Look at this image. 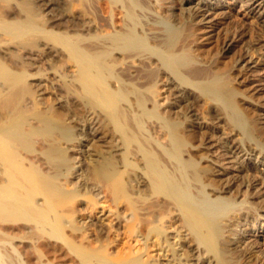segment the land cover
Wrapping results in <instances>:
<instances>
[{
    "label": "bare ground",
    "instance_id": "obj_1",
    "mask_svg": "<svg viewBox=\"0 0 264 264\" xmlns=\"http://www.w3.org/2000/svg\"><path fill=\"white\" fill-rule=\"evenodd\" d=\"M20 1L0 0V264H264V43L220 0ZM234 1L264 29V0Z\"/></svg>",
    "mask_w": 264,
    "mask_h": 264
},
{
    "label": "rangeland",
    "instance_id": "obj_2",
    "mask_svg": "<svg viewBox=\"0 0 264 264\" xmlns=\"http://www.w3.org/2000/svg\"><path fill=\"white\" fill-rule=\"evenodd\" d=\"M12 1V3H16L17 2V4L18 3H20L21 1L19 0H11ZM221 1V3L224 5V10H225V12H226V16H227V18L226 19H224L223 21H225V23H227L226 24V28H231L232 27V29H245V32H246V38H245V40L247 41V43L249 44V43H253L254 41H255V39H259L260 40V43H264V29L263 28H261V27H259L257 24V18H256V16H257V14L254 16V17H251L252 15L251 14H246V11H243V8H240V4H238L237 2H235L234 0H220ZM261 0H257V2H260ZM72 3V4H71ZM76 4V3H74V2H70L69 4H67V9H65V11H66V13H68V15L69 16H71V15H73V14H81L82 13V11L79 9V7L77 8V7H75L74 5ZM66 8V7H65ZM76 9V10H75ZM80 10V11H79ZM73 13V14H72ZM240 47H241V45H240ZM242 47H243V44H242ZM26 48H27V46H26ZM253 48L255 49V54H254V56H253V59L255 60L254 62L256 63V68H254V69H252L253 70V75L258 79V78H262V80H263V83H264V56L262 57V54H263V51H264V49L262 48V47H259V45H255V46H253ZM19 50V49H18ZM17 50V52H16V54L15 55H8V56H6V58H8L7 59V63H8V61H9V63H11L10 65H11V67L13 68V69H18V68H20L19 66H20V64L18 63V62H15L16 60H19V58L18 57H22V53H23V55L25 54V55H27V52H23L21 49H20V51H21V53H20V51H18ZM20 54H19V53ZM19 55H21V56H19ZM9 56L11 57V56H15V58H13V57H11V58H9ZM17 56V57H16ZM10 60H12V61H10ZM14 60V61H13ZM23 61H25V60H23ZM27 62V60L25 61V63ZM12 63H14V64H12ZM40 63H42V62H40ZM18 64V65H17ZM27 64V63H26ZM43 66H44V63L42 64ZM26 68H27V65H26ZM259 76V77H258ZM241 79H239V81H240ZM234 85V87L235 88H237L238 90H240L241 92H243V93H246V92H248V91H246L244 88H242V87H240V85H238V82H237V84L236 83H234L233 84ZM45 97V100H43V103L45 102L46 104H45V106H48L49 105V103H51L52 102V100L54 99V97H53V95L51 94V92H47V95H45L44 96ZM49 102V103H48ZM196 105H197V107H196ZM194 104V106H195V111H198V112H200V108L198 107V104ZM199 109V110H198ZM197 112V113H198ZM245 112L246 113H250V111L249 110H247V109H245ZM216 120H214V119H207V117H206V122H207V127L208 128H211V132H213L212 133V135H215L214 136V138H216V137H223V136H225V137H228V136H230V132H229V130L228 129H225V127L221 124V123H219V122H215ZM229 134V135H228ZM220 135V136H219ZM213 138V137H212ZM213 138V139H214ZM80 163V162H79ZM86 163H84L83 165H85ZM76 165H78V164H76ZM248 167H249V169H248ZM247 168H246V171H245V175L247 176V178H249V180H251V179H253L254 177H255V175L257 174V171H256V169H254V167H250V166H248ZM251 168V169H250ZM247 173H249L248 175H250V176H248L247 175ZM254 176V177H253ZM253 177V178H252ZM76 181V179H73V182H75ZM101 195V196H100ZM101 197H102V193L101 194H99V208L97 209V211L98 210H102L103 212H105V215L107 216V218H105V220H103V231H105V232H108L107 230L108 229H110V228H108V227H110V225H111V223H110V221H111V217H110V215H111V213L113 212V210L115 209V207L114 206H112L111 204H109L108 202H106L104 199H102L101 200ZM105 201V202H104ZM104 202V203H103ZM77 210H80V211H82V206H80V205H77ZM89 212V213H88ZM88 212H84L83 213V211L80 213H77L76 215H75V217L77 216V215H79V217L77 218V219H80L81 221H83L84 220V218H87L88 216H93L94 214H93V212H90V210L88 211ZM124 213V212H123ZM81 214V215H80ZM87 214V215H86ZM89 214V215H88ZM110 214V215H109ZM127 214V213H126ZM83 215H85V216H83ZM82 216V217H81ZM87 216V217H86ZM82 218V219H81ZM109 220V221H108ZM108 223V224H107ZM261 224H263L262 222H260L259 224H257V226L256 227H262L261 226ZM252 225H250L249 227H248V231L247 232H254V231H252V230H250V227H251ZM18 241V242H17ZM258 243L259 244H257V248H256V250H257V252H258V254H257V256L259 255L263 260H264V240H262V239H259V241H258ZM131 244H133L134 246H136V243H135V241H132V243ZM15 245L16 246H20L21 245V243H19V240H15ZM26 250V249H25ZM115 251L116 250V247H113V248H111V250L110 251ZM22 256H24V252H22V254H21Z\"/></svg>",
    "mask_w": 264,
    "mask_h": 264
}]
</instances>
